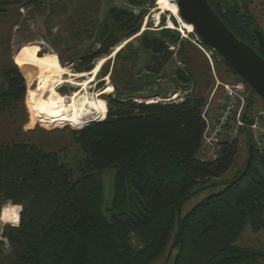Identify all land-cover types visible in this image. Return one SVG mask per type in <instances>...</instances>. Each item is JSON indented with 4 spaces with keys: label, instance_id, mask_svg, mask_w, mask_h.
<instances>
[{
    "label": "trees",
    "instance_id": "obj_1",
    "mask_svg": "<svg viewBox=\"0 0 264 264\" xmlns=\"http://www.w3.org/2000/svg\"><path fill=\"white\" fill-rule=\"evenodd\" d=\"M17 1L40 10L63 0ZM79 1L82 24L77 35L93 38L98 45L80 57L79 72L91 71L97 59L109 57L121 45L112 76L118 70L133 71L134 63L147 58L148 74L161 78L176 56L182 66L174 75L181 88L192 82L191 39L181 37L171 20L169 27L142 29L156 0ZM212 1L223 21L253 45L252 21L242 12L240 0H220L221 8ZM8 4L11 0H0V7ZM190 37L198 39L195 34ZM177 44L178 48L171 49ZM212 51L217 65L225 64L237 75ZM105 66L102 76L107 74ZM157 82L152 86L158 88ZM113 84L117 94H109L108 106L102 99L104 117L73 131L84 152L78 178L57 152L22 138L0 140V199L23 206L19 224L6 225L0 240V250L6 245L4 239L11 249L10 264H152L169 249L182 204L199 184L222 177L232 166L239 148L236 138L221 141L214 159L202 160L199 155L206 128L205 95L186 90L182 100L147 101L140 95L144 85L131 79L124 86L114 79ZM26 93L20 67L15 62L4 65L0 69V116L9 112L16 121L21 108H26ZM26 122L24 118L19 134L24 133ZM245 129L250 131L248 126ZM250 156L248 166L223 190L179 217L164 264H246L264 255L237 243L247 225L254 230L264 227V141L261 147L249 148ZM108 169L115 171L116 193L107 206L98 174ZM127 185L132 188L130 208L121 209ZM176 247L179 251L171 262Z\"/></svg>",
    "mask_w": 264,
    "mask_h": 264
},
{
    "label": "rangeland",
    "instance_id": "obj_2",
    "mask_svg": "<svg viewBox=\"0 0 264 264\" xmlns=\"http://www.w3.org/2000/svg\"><path fill=\"white\" fill-rule=\"evenodd\" d=\"M105 1L106 0H102V3ZM158 1L159 0L155 1V5L151 7L150 11L145 16L142 29L151 28L158 30L162 27H169V21L171 20L175 24L174 28L180 32L181 37L191 39L194 46L192 45L191 48L187 46V48L189 47L191 50L189 56L191 57L194 66V77L192 82L186 89L181 88L177 76L174 75L177 67L182 66L180 60L176 56H174V58H172V60L166 65L165 74H163L161 78L155 79L148 74L146 65L149 60L147 58H145V61L141 59L134 63L135 65H132L133 71L129 70L127 72L118 70L112 76L115 53L114 55L112 54L107 57V61L105 62L107 74L102 76L101 67L96 77V81L90 84L89 89L91 95H94L101 102L102 99L106 100L108 106L109 94H117L114 88L113 79L119 82L121 86L126 85V81L131 79L134 84L145 86L143 90L140 91V95L142 98L146 97L147 101L152 100L151 98L157 100L169 99L178 101L182 100L185 93L188 91L195 95H205L210 104L211 112H216L221 99L224 97V87L222 84L235 82L241 79H239V76L231 71L225 64L217 65L214 61L211 62L204 50L209 53L211 51L201 45L196 37L195 39L190 37L191 34H195L191 33L193 31H189L188 28H184V31H182L180 19L170 11H163L160 8L161 5L158 4ZM79 2V0H63L55 4L43 6L39 10L33 6H24L23 3L17 0H11V4L0 7V9H5L0 12V69L10 62H15L24 73L27 81V93L25 97L26 108H21L16 117V121L13 120L9 112L1 114L0 140L6 143L22 138L23 140L36 143L46 151L57 152L60 155L62 162L67 164L69 168L75 170V177L77 178L80 177L79 167L84 160V152L75 142L73 131L81 129L86 124L79 127H73L68 124L60 126H43L42 123L35 118V104L42 103V101L46 99L45 93L48 94V92H46V85L41 89L39 88L43 82L37 77V70L31 66L33 63L29 60L30 62L27 64L28 61L26 59H28V56L33 59L40 56L46 62L50 63L56 60L57 54L59 63L62 66L70 72H79L77 68L80 64V57L86 53L94 51L95 48L98 47L93 38L90 39L86 38V36L77 35L82 24V14L77 10ZM112 2L126 4L123 0H113ZM240 2L242 12L252 21L251 27H257L264 33V0H240ZM157 14H160L159 19H157ZM150 21L152 22L151 26H149ZM30 43H35L39 47L38 51L32 56L31 52L33 51L30 50V52L27 48L30 46L28 45ZM175 47L178 48L179 44L172 46L171 49H174ZM60 58H63L64 62H61ZM102 58L97 59L94 66H96ZM109 61L110 64L108 65ZM73 77L77 79L83 78H78L77 76ZM155 81H158L156 84L158 85V88L155 85L152 86L155 84ZM30 89L35 91L30 92ZM75 89V85L67 82L58 87L60 93L68 95H70ZM215 90L216 92L213 95ZM158 93L162 96L167 94L169 97L164 98L154 95ZM33 95H35V101H33ZM134 99H136V97ZM262 107H264V100L251 90L248 96L247 105L244 107V111H242L240 116V119H242L245 124L239 129V134L236 138L239 141V148L232 166L222 177L212 178L199 184L194 194L182 204L181 210L173 223L170 245L174 242L175 235L178 231L179 217H184L194 208V206L210 194L223 190L225 186L246 167L249 159V133L245 128L249 124L256 122L258 112ZM245 117H247V119H245ZM24 118H27V122L23 125L24 133L19 134V127ZM238 121L239 119H236L234 122L235 124L233 123V127H239ZM226 139L230 140L229 138ZM98 179L104 186L106 205L108 206L115 198V171L113 169L104 170L98 174ZM131 195L132 188L130 187L129 189L127 185L125 189V197L121 198V200H123V202H121V209L130 208ZM124 200L126 203H124ZM8 204L10 205L13 203L10 201L3 202L0 199V217L2 209ZM17 206L19 212H21L23 206ZM107 216H109V212H107ZM6 225L15 224L0 220V240L3 239L2 233ZM4 241L6 245L0 250V263L10 264L12 258L11 249L7 245L6 239H4ZM237 243L241 246L264 252V227L259 230H254L251 225H247ZM170 245L167 252L155 259L152 264L165 263L170 254ZM178 251L179 247H176L175 250H173L171 262L174 260ZM246 264H264V255L256 260H251Z\"/></svg>",
    "mask_w": 264,
    "mask_h": 264
},
{
    "label": "bare ground",
    "instance_id": "obj_3",
    "mask_svg": "<svg viewBox=\"0 0 264 264\" xmlns=\"http://www.w3.org/2000/svg\"><path fill=\"white\" fill-rule=\"evenodd\" d=\"M158 2V4L161 5L160 8L163 11H171V13H174L180 19L182 31H184V28H188L189 31L194 32L193 24L186 22L181 17L178 5L175 0H159ZM157 15V19H159L160 14ZM28 45H30L27 47L28 50L33 51H30L32 56L38 51L39 47L35 43H30ZM120 47L121 45L117 46L113 55L117 50H119ZM27 58V64H29L30 61L33 63L31 66L37 70V77L43 82L39 88L41 89L45 85L47 87L46 92H48V94L45 93L46 99L43 100L42 103H36L34 108L35 118L41 122L43 126H60L68 124L73 127H79L93 121H98L104 117L105 107L103 103L99 101L94 95H91L89 88L90 84L96 81V77L100 71V68L107 61V57H103L91 71L78 73L70 72L64 66H62L59 63L57 54L56 60L50 63L46 62L40 56H37L35 59L29 56ZM71 76L83 78L77 79L74 77L72 78ZM66 82L76 86V89L72 91L70 95L63 94L58 91V87L65 84ZM29 91L33 92L35 90L30 89ZM34 96L35 95H33V101H35ZM151 99L152 100L150 101L157 100L154 98ZM0 220L15 225L19 224L20 212L18 206L14 204H8L4 206Z\"/></svg>",
    "mask_w": 264,
    "mask_h": 264
},
{
    "label": "water",
    "instance_id": "obj_4",
    "mask_svg": "<svg viewBox=\"0 0 264 264\" xmlns=\"http://www.w3.org/2000/svg\"><path fill=\"white\" fill-rule=\"evenodd\" d=\"M221 8L220 0H214ZM181 17L194 26L198 39L214 50L264 100V57L238 36L213 8L210 0H176ZM257 44L264 51V33L251 27ZM249 133V148L253 136ZM249 157L248 164L250 163Z\"/></svg>",
    "mask_w": 264,
    "mask_h": 264
},
{
    "label": "built area",
    "instance_id": "obj_5",
    "mask_svg": "<svg viewBox=\"0 0 264 264\" xmlns=\"http://www.w3.org/2000/svg\"><path fill=\"white\" fill-rule=\"evenodd\" d=\"M204 51L210 61L213 62V51L210 50V53ZM222 86L224 87V97L221 99L216 112H211L209 103L203 111L206 128L203 135V146L199 154L202 160L216 158L221 141L226 138L230 140L237 138L239 129L245 124L240 116L247 105L248 96L251 92L250 86L244 80L224 83ZM215 92L216 90L213 95ZM236 119H239V127L237 128L233 127ZM248 127L252 133L254 144L261 147L264 141V107L259 110L256 122L249 124Z\"/></svg>",
    "mask_w": 264,
    "mask_h": 264
},
{
    "label": "flooded vegetation",
    "instance_id": "obj_6",
    "mask_svg": "<svg viewBox=\"0 0 264 264\" xmlns=\"http://www.w3.org/2000/svg\"><path fill=\"white\" fill-rule=\"evenodd\" d=\"M210 2H211V4L213 5V1L212 0H210ZM214 8V7H213ZM216 10V9H215ZM253 45L251 44V46L255 49V50H257L263 57H264V51H262L261 49H260V47L258 46V44H257V41L256 40H254L253 42Z\"/></svg>",
    "mask_w": 264,
    "mask_h": 264
}]
</instances>
